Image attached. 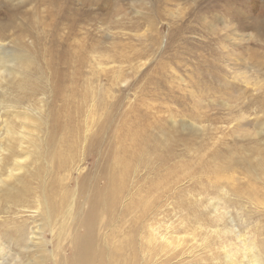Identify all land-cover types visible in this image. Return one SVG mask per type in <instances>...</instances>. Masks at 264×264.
Instances as JSON below:
<instances>
[{"label":"bare ground","instance_id":"6f19581e","mask_svg":"<svg viewBox=\"0 0 264 264\" xmlns=\"http://www.w3.org/2000/svg\"><path fill=\"white\" fill-rule=\"evenodd\" d=\"M30 1H21L22 6L20 8L23 7V3L26 5ZM40 1L45 5H49L50 13L52 12L51 25L53 29L48 28V30L52 29L49 40H46L42 34L44 30H41L40 21L37 18L38 14L36 16L34 12L30 14L22 12L23 15L19 13L22 16L23 23L18 25L17 29L18 32H26L32 37L33 45L30 44L32 48L38 47V50H36L41 56L40 60L44 68L50 71L47 74L48 88L51 86L54 89L53 92L50 89V94L56 100L59 99L63 95L61 92L66 79L71 82V86L78 84L81 81L79 71L82 68L97 72V75L101 72L110 73L107 79L111 86L118 87L119 91L122 92L120 88L125 87L128 78H130V75L127 76L122 73V65L127 63L128 69H130L128 71L138 74V69H133L136 61L135 59L134 61L132 59L115 61V58L113 60L114 55L100 47L102 43L99 44L90 39L93 30H96L95 26L92 29L93 23L96 25L104 21L97 20V16L82 13L80 9L72 7L74 0ZM101 1L109 4L110 0ZM128 1H131L133 7L137 9L134 10L137 22L141 20L143 23H147V27L156 21L166 22L169 25L168 42L166 44L168 45L172 38L180 41L177 51L175 50L172 54V59L167 62H160L156 66L153 72L158 73V76L154 78L150 73L147 75L149 82H153L152 79L154 81L159 79L160 86L170 85L169 82L172 84L173 81L174 83L179 82L186 86L184 91L188 92L189 98L178 97L177 103L180 109L176 111H172L166 106L162 107L163 104L157 103V116L162 119L157 120V126L161 127L154 126L147 113L142 114L141 117L140 110L138 111L136 108L135 110L133 108L134 111L127 109L129 112L126 111L127 113L124 112L121 116L125 109L124 106L120 113L121 117L119 116L120 118L115 122L117 107H121L120 103L114 106V110L116 108L114 113L110 114V108L108 107L106 113L102 114L104 120L109 118L112 122L99 124V121L97 122L98 118L93 112L97 100V91L93 89L92 93L91 89H88L90 85L86 84L87 91L84 93V98H81L80 109L75 111L77 117L78 113L81 112L79 117H83V119L79 127L78 125L75 126L72 131L73 134L69 129L70 125L61 122V111L64 112L63 115L65 116V112L69 110V107L60 108L55 107L53 104L46 109L43 104L44 100L40 102L39 113L35 114V118L30 114L32 111L30 108L27 109L28 114L26 112L19 113L22 118L19 117L20 115L18 116V113L15 115L20 120L19 131H16L13 125L9 126L7 124V137L1 142L3 153L0 154V163H6L7 158L11 160L15 156L17 153L16 147H18L16 143L25 157L24 160H21L23 163L17 164V168L8 169L5 180H0V203L8 200L10 205L15 207V216L8 219V221L14 222L15 225L16 222L18 223L15 234L9 237L8 242L10 241L12 244L17 241L15 246L26 248V245L43 242L45 232H49L51 236L50 243L59 252L58 258L53 260L52 264H136L138 261L134 253L136 244L146 242L151 246L155 239L153 236L149 239L145 238L144 227L141 226L144 213L150 208L152 209L154 202V196L150 197V194L152 193L151 190L155 188L150 184L149 178L156 174L157 170L152 166H162L166 162L165 159L167 160L174 153L176 147H183L186 151L188 148L195 146L192 142L196 140L199 141L200 146H203L205 142H201L205 135L220 133L221 127H216L213 120L215 116L212 115L213 110L217 111V109L222 108L221 110L225 111L227 115L224 117V121L222 119L220 122L221 124L224 123V127H231V131L236 132L239 139L246 133L245 155L240 152V149L238 152L240 158L235 159L236 156H234L229 163H226V166L224 164L221 167H216L215 172L221 174L240 165L246 169L248 181L264 182V5L260 6L259 0H255L256 8L253 9V12L246 14V11H244L246 0H233L235 2L239 1L242 7H237V4H233L232 0H202L203 2L201 0H185L184 4H191L188 5V10L189 13L191 11L192 13L189 19L186 18L187 21H181L178 24L175 20L178 21L182 17L179 12L182 10L176 9V15L174 13L176 10L171 11L167 7L172 3H177V6L181 5L182 0ZM261 1L264 3V0ZM109 6V14L112 13V17L117 16L119 12L115 9V6L111 4ZM184 15L186 14L184 13ZM14 17L13 20L17 18ZM108 17L111 18V16ZM109 21L111 20L109 19ZM172 22L178 27L174 28ZM232 22H235L236 26ZM11 23L9 18L8 23L2 25L1 29ZM13 26L15 27V25ZM155 31L160 33L158 27L155 28ZM246 31H248L245 33L246 35L240 34ZM190 32L200 33V37L195 39L197 45L194 47H187L181 43L186 38L185 34ZM0 34L2 33L0 32ZM159 37L161 38V36ZM19 40H16V43L23 46L20 45L23 40ZM160 40L158 39L159 48L161 45ZM47 41H50V43L47 44ZM97 41L99 40L97 39ZM4 46V44L0 45V87L3 91L8 92L10 89L12 90V85L17 84V82L22 85L28 79L30 75L28 64H31L33 60L25 55L26 51L23 48L19 54L7 56L2 52ZM148 47L152 48L151 46ZM185 49L191 51L192 57H189L190 60L189 58L187 60L183 58L182 54ZM170 65H174V67L176 65L181 69L184 67L182 70L187 71L188 76H179L173 70L170 72L168 69ZM111 66L116 68L112 67L114 69L111 71L107 70ZM20 76L21 79H19ZM231 80L240 83L237 91H233L234 89L231 88L230 85L233 84ZM168 87H171V85ZM23 89L21 87L18 90L24 91L25 89ZM179 89L181 88L179 87ZM134 92L137 93L136 90ZM171 94V92H167L166 98L167 96H169L168 98L173 96ZM130 106L132 105L130 104ZM173 107H175V104ZM45 112H47V116ZM133 112L137 115L135 116ZM131 116L138 122L145 119V127L149 128L145 135L135 125L136 130H134L132 127L134 122ZM251 116L254 117L253 122L244 124V120ZM123 119L128 122L124 130L122 128ZM162 122H167L166 128H163ZM150 123L152 124L150 125ZM137 125L139 124L137 123ZM142 126L140 128L143 129ZM153 127H156L154 129L157 132L162 131V133H165L167 129H171L174 134L178 132L174 141L166 148L165 154L158 155L162 159L156 165L143 160V155L140 153L143 152L142 145L150 144L153 141L151 135ZM104 130L109 132L106 134L109 139L104 138L107 140L106 142H111L112 145L111 138L118 141L115 148H113L114 152L116 148H122L119 137L121 130L125 131L131 142L127 143V146L125 145L123 160L125 161V158L128 157L129 160L133 159L135 161L124 165L118 159L121 156L115 157L113 163L108 164L107 170L103 174L96 175L93 173L92 175L85 165L91 157L90 154L98 155L99 145L105 142L102 139L103 136L100 135V132ZM132 130H134L136 136L132 134ZM42 131L46 132L42 136L45 139L43 143L46 156L51 152L50 145L52 144L67 147L71 138L76 137H78L80 143L76 145L77 147H73L75 153H70L67 157L57 150L53 152L50 160L46 159L48 164L45 171L46 175L49 174L50 176L48 175L47 181L41 186V190L39 192L35 191L34 195H24L17 185L26 184L34 174V167L40 155L36 144L41 138ZM57 135L59 141L56 138ZM161 135L156 134L153 136L156 138ZM15 136L18 138L19 143L14 139ZM4 143H7L6 149L3 147ZM196 150L198 151V148ZM244 163H246V166ZM73 172L77 173L76 177ZM120 173L121 176L118 175ZM228 179L232 178L228 177ZM101 180H103V184ZM61 182L71 184L72 190L64 186L62 194L58 195ZM30 195H32L33 207L28 205L30 199L27 198ZM24 210H32L33 212L30 213V216L23 218L19 215ZM28 219H34V222H38L37 232H33L32 235L31 233L22 235L23 224ZM21 236L25 245H20L19 239ZM162 241L164 240H161V245L156 246L158 251H163ZM168 245L169 243L166 241L165 246ZM62 248L70 250L71 256L69 258L61 256ZM19 249V252L14 254L10 253L8 247L6 252H3L0 246V264H31V259L33 264H46L47 260L51 258V255H44L41 251H36L31 256L34 259L25 257L23 260L20 257ZM146 252V257L143 253L141 264H146L145 260L151 250ZM27 258L28 260L25 263ZM252 258L254 261L251 264H260V250L257 246H254Z\"/></svg>","mask_w":264,"mask_h":264},{"label":"rangeland","instance_id":"374dc122","mask_svg":"<svg viewBox=\"0 0 264 264\" xmlns=\"http://www.w3.org/2000/svg\"><path fill=\"white\" fill-rule=\"evenodd\" d=\"M21 1L23 0H0V32L2 33L0 34V45H5L2 48V52L7 56H13L19 54L23 48V50L26 51L25 55L33 60L31 64H28L30 67V75L22 85L17 82V84L12 85V90L10 89L8 92L3 91L0 87V139H2L0 140V154L3 153L1 142L7 137V124H9V126L13 125L14 129L19 131L20 120H18V117L16 116V118L15 115L18 113L19 116V113L25 112L28 114L27 109L30 108V110L32 109L30 114L35 118V114L39 113L40 102L43 100L45 101L43 104L46 106V109L53 104L55 107L57 106L60 108H65V106L69 107V110L65 112V116L63 115L64 112L61 111V122L68 123V126L70 125L69 129L72 133L75 126L78 125L79 127V124H81V120L83 119V117H79L81 116V112L78 113L77 117L75 111L76 109H80L79 105L82 103L81 98H84V93L87 91V85H90L88 89H91L92 93L93 89L97 91V100L93 112L95 113L96 118H98L97 122L99 121V124H102V122L111 123L112 121H110L109 118H107V120L105 119V121L103 119L104 115L102 114L106 113L108 107L110 108V114L114 113L116 110V108L114 110V106L117 105V103H120L121 107H117V117L115 118V122L123 116L124 112H129L133 110V108L134 110L136 108V110H140L139 113H141V117L142 114L144 115L147 113L148 118L152 120L154 126L161 127L157 126V120H162L157 116L158 104H163L162 107L166 106L170 108V110L176 111L177 109H180V106L177 103V98H189L188 92L184 91L186 89L185 85L179 82L174 83L173 81L172 84L169 82L171 87H168L170 86L168 84H166V86H160L159 79L154 81L150 77L153 82H149L147 76L150 73L152 74V77L156 78L158 73L153 72L155 71L156 66L160 62L170 61L173 52L177 49V46L180 45V41H176L175 38H172L168 45L166 44L168 42L167 33L169 30V25L166 22L160 23L153 19L156 22L149 24L148 27L147 23H143L141 20H138L137 22V16L134 12V10L137 9L134 8L131 1L128 0H110L109 4H106L101 0H74L72 2V7L80 9L82 13H87L95 17L97 16V20L104 21L100 22V25H95L93 23L92 29H94L95 26L96 30H93L92 34L94 36L91 34L90 39L93 42L99 44L102 43L100 47L111 55H114L113 60L115 58V61L119 62L126 59H132L134 61L135 59L136 64L133 69H138V74L133 71H128L130 69H128L127 63H124V65H122V73L127 76L130 75V78H128L129 80L125 87L123 86L120 88L122 90V92H120L119 88L111 86L107 79L110 73L101 72L97 75V72L82 68L79 71L81 81L76 85L74 84L75 86H71V82L66 79V83L63 85L61 92L63 95L56 100L54 96L50 94V89H52V92L54 91L51 86L48 88L47 74L50 71L44 68L40 60L41 56L37 51L38 47L32 48L30 46V44L33 45L32 37L26 32H18L17 29V26L23 23L21 15H23V13L30 14L34 12V14L36 13V16L38 14L37 18L40 21L41 30H44L42 34L45 36L46 40H49L53 29L51 25L52 12L50 13V6L43 4L40 0H29L30 3H26V5L22 2L23 7L20 8V6H22ZM201 2L203 1L201 0ZM184 3L185 0H182L180 2L181 5L177 6V3H172L168 7L166 6L171 11L176 9L182 10L179 11L181 13L180 16L182 17H180L178 21L175 20L178 24L181 21H187L192 13V11L189 13L188 10V5L191 4ZM232 3L237 4V7H242L240 6L241 3H239V1L235 2L232 0ZM258 3L260 6L264 5L261 0H259ZM110 4L115 6V9L119 12L115 17H112V13L109 14L111 8L109 6ZM108 6L110 7L109 9ZM255 8V0H246V8L244 9L243 7L246 14L253 12V9ZM19 13L22 14L19 15ZM174 13L177 15V10ZM184 13L186 15H184ZM12 14L14 16L16 15L15 17L17 18ZM108 16H111V18ZM13 17L15 18L14 20ZM9 18L12 23L7 25V27H3L4 29H1L2 25L8 23ZM108 18L111 21L115 20L116 22L112 21V23H110L111 21H109ZM173 23L174 22H172V24ZM232 24L236 26L235 22H232ZM13 25H15V27ZM173 26L174 28L178 27L175 23ZM156 27H158L160 33L155 31ZM48 28L52 29L48 30ZM247 32L248 31L241 32L240 34L246 35L245 33ZM159 36H161V38ZM185 36V39L181 41V43L183 45L185 44L187 47H194L197 45L195 39L200 37V33L190 32L189 34H185ZM18 38L24 41L20 44L23 46H19L16 43V40H19ZM157 38L161 39L160 48ZM97 39L102 42L97 41ZM49 43L50 41H47V44ZM148 46H151L152 48ZM183 51L184 53L182 55L184 59L187 60V58L192 57L190 50L185 49ZM180 52H182V50H180ZM112 67L115 66H111V68H108L107 70L111 71L114 69ZM168 69L170 72L171 70L175 71L179 76H188L187 71H183L176 65L175 67L174 65H170L168 66ZM135 74L136 76L132 79ZM76 78L78 77L76 76ZM19 79H21V76ZM231 82L233 83L230 85L231 88L234 89L233 91H237L240 87V83L235 80H231ZM133 85L135 87H132ZM21 87L25 90H18ZM179 87L182 90L179 89ZM135 90L137 93L134 92ZM167 92H171V95L173 96L170 98L167 96V99L165 96ZM130 104L132 106H130ZM174 104L175 107H173ZM205 104H207V102H205ZM122 109H124L123 113H121ZM221 109H217V111L213 110L212 112V115H215L213 120L216 127H221L220 133L205 135L201 142H205L203 146H200L199 141L196 140L192 142L195 146L188 148L186 151L183 147H176L174 153H172L167 160L165 159L166 162L162 166H152L157 170V173L149 178L150 184L155 188L154 190H151L152 193L150 194V197L154 196V202L152 209L150 208L144 213L141 226L144 227L145 238L149 239L153 236L155 239L151 246L146 242L136 244V248L134 249V253L138 260L136 264H141L143 262V255L145 254L144 257H146V251L148 250H151V252H148L149 256L145 260L146 264H251L254 261L252 258L254 246H257L260 250V264H264V182H255L253 180L248 181L246 178V169L240 165L221 174L215 172L216 167H221V165L224 164L226 166V163H229L234 156H236L234 157L235 159L240 158V153H238L240 149V152H243L245 155L244 149L246 148V133L239 139L238 134L236 135V132L233 133L231 131V127L226 125V127H224V123L221 124L220 121H222V119L224 121V117L227 114ZM14 112L15 114H13ZM133 114L135 116L137 115L135 112H133ZM45 115L47 116V112H45ZM19 117L22 118L21 115ZM253 118L254 117L251 116L245 119L244 124L253 122ZM126 119L122 120L123 130L126 125H128V122H125ZM131 119L134 122L132 124L134 130H136L135 126H137V128L145 135L149 129L148 127H145V119L139 121L142 124L144 123L143 126L135 118L132 117ZM151 124L152 123H150V125ZM161 124L163 128L167 127V122H162ZM141 126L144 128H140ZM156 127L151 129L153 141L150 144L142 145L143 152H140L141 155H143V160H147L152 165H156L158 161L162 159L158 157V155L161 153L165 154L167 151L166 148L170 146L178 133H172L171 129H167L165 133H162V131L157 132V130L154 129ZM134 130H132V134L136 136ZM107 133L109 132L106 130L100 132L101 137L103 136V141L109 139L108 136L106 137ZM44 134H46V132L42 131L41 138L36 144V148L39 150L40 155L36 162V166L34 167L35 171L31 180L27 181L26 184L17 185L20 188V192L24 195H34L35 191L39 192L41 190V186L45 184L49 175H46L45 171L48 164L46 163V159L50 160V156L53 152L57 150L67 157L70 153H75L73 147L80 143V140L76 137L71 138L67 147L52 144L50 145V155L48 154L46 156V149H44L43 143L45 139L42 137ZM156 134L162 135L154 138L153 135ZM58 135L56 136L57 140L60 136ZM14 139L19 143L16 136ZM111 139L113 147L111 142L108 143L106 142L107 140H105L103 144L99 145V153L97 156L90 154L91 157L85 166L92 175L93 173L96 175L103 174L107 170L108 164L113 163L115 157L121 156V158L118 159L124 165H128V163H133L135 161L133 159L129 160L128 157L125 158V161L123 160L125 145L127 146V143L131 142V139L127 136L125 131L121 130V135L119 137V142L122 144V148H116L115 152L113 151V148H115L118 141L115 138ZM16 146L19 147L17 143ZM3 147L6 149L7 143H4ZM18 147H16L17 153L11 160L10 158H7L6 163H0V180L6 179L8 169H13V167L17 168L18 163H23L21 160H24L25 157L21 153V149ZM197 148L198 151L196 150ZM244 165L246 166V163H244ZM73 174L75 177L77 176L76 172H73ZM118 175L121 176V173ZM228 177L232 179H228ZM101 183L103 184V180H101ZM64 186L69 190H72L73 188L71 184L68 185L65 184V182H61L59 187L60 193L58 195L62 194ZM27 199H30V203L28 204L29 207H33V203L31 202L32 195ZM15 212V207L13 205L11 206L8 200L0 203V246L2 247V251L6 252V248L8 247L10 253L16 254L19 252L18 248H20V257L23 258V260L25 257H30V259L33 258L31 256H33L36 251H41L44 255H51V258L47 260L46 264H52L53 260L58 258L59 252L50 243L51 236L49 232H45L43 242L35 245H26V248L15 246L17 241L12 244L10 241L8 242L9 237L15 234L16 225H18L17 222L15 225L14 222L8 221V219L15 216ZM31 212L33 211L24 210L19 216L26 218L30 216ZM23 225L24 229L23 233L21 232L22 235L30 233L32 235L33 232H37L38 222H34V219H28ZM22 239L21 236L19 239L20 245H25V243L22 242ZM162 239L164 240L162 241L163 251H158L156 246L161 245ZM165 240L169 243L168 246H165ZM60 254L64 258H69L71 256L68 248H62ZM27 260L28 258L25 260V263ZM31 264H33L32 259Z\"/></svg>","mask_w":264,"mask_h":264}]
</instances>
